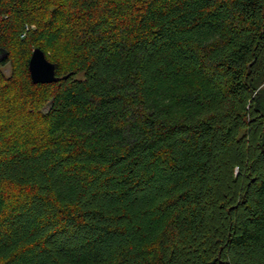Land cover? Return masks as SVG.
Masks as SVG:
<instances>
[{"label": "trees", "instance_id": "trees-1", "mask_svg": "<svg viewBox=\"0 0 264 264\" xmlns=\"http://www.w3.org/2000/svg\"><path fill=\"white\" fill-rule=\"evenodd\" d=\"M7 61L0 264H264V0H0Z\"/></svg>", "mask_w": 264, "mask_h": 264}, {"label": "water", "instance_id": "water-1", "mask_svg": "<svg viewBox=\"0 0 264 264\" xmlns=\"http://www.w3.org/2000/svg\"><path fill=\"white\" fill-rule=\"evenodd\" d=\"M55 62L49 60L44 51L36 46L28 59V70L33 82H51L59 78L55 72Z\"/></svg>", "mask_w": 264, "mask_h": 264}, {"label": "rangeland", "instance_id": "rangeland-1", "mask_svg": "<svg viewBox=\"0 0 264 264\" xmlns=\"http://www.w3.org/2000/svg\"><path fill=\"white\" fill-rule=\"evenodd\" d=\"M13 69V65L11 64L10 61H7L5 63H1L0 64V70L4 75H9L11 73ZM80 74V73H79ZM261 86V85H260ZM164 101H167V99H165ZM162 104V103H161ZM163 105V104H162ZM165 105H169V104H165ZM171 114H176V115H182L184 112L183 107L179 106V105H174L173 107H171L170 111Z\"/></svg>", "mask_w": 264, "mask_h": 264}]
</instances>
